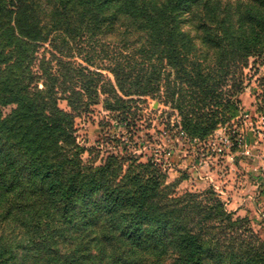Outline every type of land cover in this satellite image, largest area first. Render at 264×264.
<instances>
[{
	"label": "trees",
	"instance_id": "trees-1",
	"mask_svg": "<svg viewBox=\"0 0 264 264\" xmlns=\"http://www.w3.org/2000/svg\"><path fill=\"white\" fill-rule=\"evenodd\" d=\"M252 59L264 0H0V264H264L247 217L118 145L84 161L75 130L97 105L129 130L153 99L205 142Z\"/></svg>",
	"mask_w": 264,
	"mask_h": 264
},
{
	"label": "rangeland",
	"instance_id": "rangeland-1",
	"mask_svg": "<svg viewBox=\"0 0 264 264\" xmlns=\"http://www.w3.org/2000/svg\"><path fill=\"white\" fill-rule=\"evenodd\" d=\"M253 62L244 71L246 87L236 116L207 141L177 133L172 127L175 115L158 100L146 99L134 107L136 117L129 130L97 105L75 119L77 142L86 150L83 160L99 164L118 145L119 151L126 148L142 162L151 157L161 164L166 184L177 193L211 192L237 216L227 206L233 192L253 180H260L264 192V65ZM60 107L66 108L65 103Z\"/></svg>",
	"mask_w": 264,
	"mask_h": 264
},
{
	"label": "crops",
	"instance_id": "crops-1",
	"mask_svg": "<svg viewBox=\"0 0 264 264\" xmlns=\"http://www.w3.org/2000/svg\"><path fill=\"white\" fill-rule=\"evenodd\" d=\"M260 180L251 181L232 193L228 208L239 217H247L252 229L264 238V192Z\"/></svg>",
	"mask_w": 264,
	"mask_h": 264
}]
</instances>
